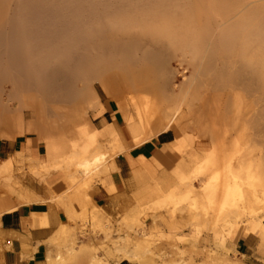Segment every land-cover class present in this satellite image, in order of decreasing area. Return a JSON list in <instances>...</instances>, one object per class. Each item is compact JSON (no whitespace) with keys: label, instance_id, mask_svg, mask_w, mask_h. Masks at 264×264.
<instances>
[{"label":"bare ground","instance_id":"1","mask_svg":"<svg viewBox=\"0 0 264 264\" xmlns=\"http://www.w3.org/2000/svg\"><path fill=\"white\" fill-rule=\"evenodd\" d=\"M16 102L27 112L18 111ZM196 103L213 105L208 120L198 107L192 110ZM115 104L133 147L173 130L172 149H180L184 120L195 116V149H203V137L211 143L197 156L201 196L218 217L236 208L231 241L251 231L264 242V215L256 213L264 208V0H0L1 136H42L67 120L76 130L73 149H97L91 156L75 151L68 161L72 180L83 179L124 149L113 126L101 142L90 119L91 111ZM239 105L247 123L229 141ZM8 170L0 166V174ZM174 184L167 181L166 188ZM161 187L158 182L149 194ZM243 213L252 218L244 223ZM74 236L66 224L57 239ZM152 243L144 234L133 239L134 250L118 246L121 261Z\"/></svg>","mask_w":264,"mask_h":264},{"label":"rangeland","instance_id":"2","mask_svg":"<svg viewBox=\"0 0 264 264\" xmlns=\"http://www.w3.org/2000/svg\"><path fill=\"white\" fill-rule=\"evenodd\" d=\"M183 80L184 77L178 78V82ZM96 91L102 102L106 103L109 100L99 85H96ZM201 105L200 103L192 105V110L194 108L193 111L196 113L198 107L202 115L204 112V119L208 120L209 109L213 105L208 104L204 107ZM218 106L219 108L225 107L223 101ZM15 107L18 111L23 109L24 112H27L21 102H16ZM228 109H230V105H228ZM106 110L91 111L90 119L94 121ZM108 111L117 112L116 104ZM237 112L239 113L237 116L241 119L240 121L238 119L237 126L228 135L229 141L240 136L243 133L242 128L247 123L244 108L239 105ZM27 121L29 119H26ZM184 123L187 125L184 145L177 149L176 154L177 161L182 164V168L175 170L173 177L166 178V182L174 181L175 184L170 189L166 188V185H162L158 192L150 195L149 190L160 180L157 174L154 175L150 172L146 181L154 183V185L147 188L141 199L137 201L136 209L130 216L114 221L112 218L106 217L101 210L92 206L84 194V182L95 181L101 173V169L88 176L84 182L82 177L74 180L71 178L74 188L68 196L74 200L77 208L70 215L69 226L74 229L75 236L72 241L62 239L55 241L61 249L53 260V264H58L60 261L63 264H120L122 254L118 252V246L134 250L133 239L144 234H150L153 243L149 249L135 251L138 255L134 256L131 261L139 264H231L235 261H242L246 264H264V242L259 235L246 231L241 236L246 237L245 243H239L241 238L238 241H231L229 232L236 229V208H227L218 217L208 199L201 196L204 184L196 180L195 177L197 156L199 153L204 154L210 150L208 148L211 147V143L206 137H203V149H195L198 125L195 116H188ZM249 124L247 131H249ZM53 126L54 131L42 136L36 133L30 134L47 144L48 152H51V156H48L49 161L59 163L53 168H70L68 161L75 151L82 156H91L97 150L82 149V147L73 149L71 140L76 138V130L69 129L67 120L60 121ZM251 126L252 124H250ZM250 132L253 131L250 130ZM260 133L259 139L264 144V123ZM175 138L177 139L176 133ZM111 157L113 155L109 156L107 160ZM46 171L49 172V169ZM184 171L186 176L182 174ZM201 179H205V177L202 176ZM0 180H11L8 171L0 174ZM7 192V190L0 191V194ZM256 213L259 216L264 215V208ZM242 215L244 223L252 218L249 214L246 216V213ZM239 220L240 218H238ZM89 240L95 241L93 246L86 244Z\"/></svg>","mask_w":264,"mask_h":264},{"label":"crops","instance_id":"3","mask_svg":"<svg viewBox=\"0 0 264 264\" xmlns=\"http://www.w3.org/2000/svg\"><path fill=\"white\" fill-rule=\"evenodd\" d=\"M93 122L102 140L113 126L124 149L107 160L95 181L83 178V192L92 206L117 221L133 214L137 201L154 185L146 181L150 165L163 186L181 167L177 149H172L175 133L169 130L133 147V134L120 113L107 109ZM48 153L38 137L21 134L11 139L1 136L0 128V166H8L11 177L0 180V191H8L0 194V264H53L61 249L57 235L77 208L68 196L74 169L53 168L59 163L49 161ZM120 264L139 263L124 259Z\"/></svg>","mask_w":264,"mask_h":264}]
</instances>
